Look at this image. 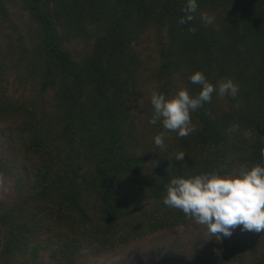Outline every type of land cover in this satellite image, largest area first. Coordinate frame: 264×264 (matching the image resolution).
<instances>
[{
    "label": "trees",
    "instance_id": "16d2710c",
    "mask_svg": "<svg viewBox=\"0 0 264 264\" xmlns=\"http://www.w3.org/2000/svg\"><path fill=\"white\" fill-rule=\"evenodd\" d=\"M20 2L33 29L30 48L16 34L12 68L50 95L53 110L47 120L38 119L44 114L31 99L7 93L12 68L4 69L0 45V122L18 135L29 179L15 201L0 204L3 264H36L42 253L71 264L85 251L102 256L195 223L163 204L171 178L264 164V0H197L186 24L179 23L186 0ZM5 3L0 0V25L10 22ZM147 33L159 65L151 74L158 88L149 83L146 92L174 95L173 77L181 74L195 95L200 87L189 77L196 71L213 84L231 78L240 86L236 98L213 94L192 112L196 131L183 138L159 121L149 123L151 98L145 99V123L130 115L143 69L137 46ZM74 42L83 45L78 54ZM233 125L236 131H230ZM161 132L162 148L154 144ZM139 138L145 140L142 151L136 149ZM149 151L155 155L150 162ZM180 151L185 157L176 160ZM6 168L1 163L0 174ZM241 228L218 237L216 255L203 264H264V230Z\"/></svg>",
    "mask_w": 264,
    "mask_h": 264
},
{
    "label": "rangeland",
    "instance_id": "374dc122",
    "mask_svg": "<svg viewBox=\"0 0 264 264\" xmlns=\"http://www.w3.org/2000/svg\"><path fill=\"white\" fill-rule=\"evenodd\" d=\"M20 1L11 0L8 2L6 0L7 16L10 22H1L2 25H0V45L4 55H6L4 69L7 71L13 67L12 59L16 57V54L9 49H13V46L17 47L16 34L20 33L25 36V43L30 48L31 36L27 34L33 27L30 26L28 13L23 9ZM32 36H34V32H32ZM152 36V33L141 36L143 40L137 46L143 69L141 70L142 74L138 76L139 89L131 97L130 115L139 124L143 121L145 123L147 110L145 99L151 98V92H146L147 85L149 86L150 83L152 89L158 88L157 82L152 81L151 78L152 70L159 65ZM73 45L76 46L75 51L72 49L74 54L82 51V44L74 42ZM14 69L12 68L6 74L7 93L14 98L27 101L31 99L36 104L39 113L44 114L38 115L37 118H46L47 120L48 114L52 113L53 110L50 104V95L38 93L33 81H24L22 78L23 71L19 70L17 74ZM173 80L175 93L179 88L185 87L181 80V74H175ZM143 136L146 140L145 134ZM137 141L139 146H136V149L142 151L144 141H141L140 138ZM19 146H21L20 140L13 127L0 122V164L8 165L6 171L2 170L3 173L0 174V204H9L15 201L19 191L28 187V173L25 170L27 164L24 162ZM148 154L149 157L146 160L150 162L151 159L155 158V155L152 151H149ZM1 238L0 235V240ZM219 246L218 236H211L205 225L191 223L187 226H180L174 231L156 233L139 242L129 244L123 249L102 256H94L85 251L71 264H203L216 255ZM45 254L40 255L36 264H59L50 260ZM0 264H3L1 255Z\"/></svg>",
    "mask_w": 264,
    "mask_h": 264
},
{
    "label": "clouds",
    "instance_id": "9594fccd",
    "mask_svg": "<svg viewBox=\"0 0 264 264\" xmlns=\"http://www.w3.org/2000/svg\"><path fill=\"white\" fill-rule=\"evenodd\" d=\"M198 9L197 0H186L185 15L180 24L194 19ZM201 18L212 23L214 17L202 13ZM195 32V28H190ZM189 80L198 85L200 91L192 95L187 87H181L172 96L153 90L151 105L153 115L150 124L161 122L164 129L176 132L183 138L196 131L191 113L211 102L213 94L220 97L236 98L240 86L231 78L211 83L201 71L193 73ZM233 125L230 131H236ZM165 143L163 132L154 136V144L162 148ZM185 152L175 155L183 160ZM264 156V152H262ZM163 204L170 209L180 210L184 216L196 224L205 225L211 236L231 237L232 230L242 226V231L264 230V164L241 165L238 171L221 174L219 170L201 172L190 176H175L165 186Z\"/></svg>",
    "mask_w": 264,
    "mask_h": 264
}]
</instances>
